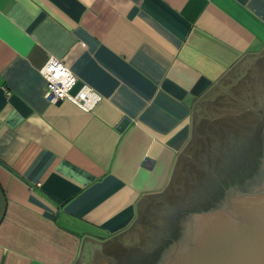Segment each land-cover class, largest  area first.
I'll return each instance as SVG.
<instances>
[{"label": "crops", "instance_id": "0c3cea01", "mask_svg": "<svg viewBox=\"0 0 264 264\" xmlns=\"http://www.w3.org/2000/svg\"><path fill=\"white\" fill-rule=\"evenodd\" d=\"M263 56L264 0H0V264H79L125 235L197 110ZM50 60L93 110L47 103Z\"/></svg>", "mask_w": 264, "mask_h": 264}, {"label": "rangeland", "instance_id": "374dc122", "mask_svg": "<svg viewBox=\"0 0 264 264\" xmlns=\"http://www.w3.org/2000/svg\"><path fill=\"white\" fill-rule=\"evenodd\" d=\"M219 88L195 114L193 138L170 188L147 205L146 214L135 227L125 235L102 241L79 264H144L173 239L172 233L178 231L176 220L182 214L197 213L208 204L207 188H214L213 196H217L216 171L227 157L230 159L231 152L249 142V154L237 163L238 170L229 180L220 181L222 189L230 187L228 181L237 182L254 164L264 127V56L238 68ZM226 150L229 156H223Z\"/></svg>", "mask_w": 264, "mask_h": 264}, {"label": "water", "instance_id": "95a60500", "mask_svg": "<svg viewBox=\"0 0 264 264\" xmlns=\"http://www.w3.org/2000/svg\"><path fill=\"white\" fill-rule=\"evenodd\" d=\"M258 146L246 174L223 188L236 193L217 207L182 214L173 239L144 264H264V127Z\"/></svg>", "mask_w": 264, "mask_h": 264}, {"label": "built area", "instance_id": "2783aa9c", "mask_svg": "<svg viewBox=\"0 0 264 264\" xmlns=\"http://www.w3.org/2000/svg\"><path fill=\"white\" fill-rule=\"evenodd\" d=\"M41 72L46 84L43 96L48 104L58 105L60 102L69 101L83 111H91L99 101V95L86 85L72 92L78 82L73 72L62 62L50 60Z\"/></svg>", "mask_w": 264, "mask_h": 264}, {"label": "trees", "instance_id": "16d2710c", "mask_svg": "<svg viewBox=\"0 0 264 264\" xmlns=\"http://www.w3.org/2000/svg\"><path fill=\"white\" fill-rule=\"evenodd\" d=\"M249 142H247L246 144H242L240 146V148L238 150H236V152H231V157L229 159V157H227V161H225L224 163L222 162L220 164L219 170L216 171L217 174L215 175V182L216 179H220V180H224L226 177H230V175L232 173L237 172V163L241 162L248 154H249V147H248ZM228 150V149H227ZM224 151L223 156H229L228 151ZM233 159V160H232ZM217 183V182H216ZM215 183V185H217ZM218 188V186H216ZM204 193V192H203ZM205 195H213L214 194V188L209 187L207 188V191L205 192ZM204 200V199H203Z\"/></svg>", "mask_w": 264, "mask_h": 264}, {"label": "flooded vegetation", "instance_id": "af4514ba", "mask_svg": "<svg viewBox=\"0 0 264 264\" xmlns=\"http://www.w3.org/2000/svg\"><path fill=\"white\" fill-rule=\"evenodd\" d=\"M245 159V158H244ZM263 159H264V153H263V156L261 155L260 156V161H261V163H263ZM261 167L262 166H260V167H258V170H261ZM262 171V170H261ZM261 171H260V173H261ZM258 173V172H257ZM259 174V173H258ZM227 179V178H226ZM230 178L228 177V180H229ZM219 180V183H216L217 184V186H218V188L216 187V190H215V193L217 192V196H213V195H208V198L206 199L207 201L206 202H208V204H206L204 207H203V209L202 210H199V211H206V210H209L210 208H213V207H217L218 205H220L222 202H224L225 201V199H226V194H230L231 196H232V194L233 193H236V192H234L233 190L234 189H232V191H228V190H225V189H222L221 188V184H220V181H223V180H220V179H218ZM250 185L252 186V183H250ZM230 190V189H229ZM251 190V189H250ZM244 191H248V190H244ZM243 191V192H244ZM230 192V193H229ZM205 202V201H204Z\"/></svg>", "mask_w": 264, "mask_h": 264}]
</instances>
